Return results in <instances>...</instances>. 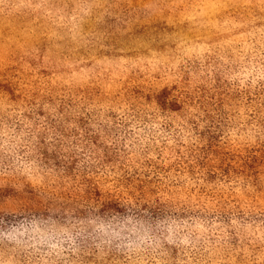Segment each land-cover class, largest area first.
<instances>
[{
  "label": "trees",
  "instance_id": "1",
  "mask_svg": "<svg viewBox=\"0 0 264 264\" xmlns=\"http://www.w3.org/2000/svg\"><path fill=\"white\" fill-rule=\"evenodd\" d=\"M233 35L185 45L166 62L126 66L111 51V70L105 61L51 70L30 60L1 69L4 195L20 212L42 210L61 234L73 231L65 250L74 264H106L99 253L111 264L126 255L185 264L210 249L223 264H264V85L251 91L264 52L247 46L238 64ZM109 73L111 94L101 90ZM7 108L25 118L15 128ZM80 208L91 213L81 228L52 215ZM62 242L49 241L51 252Z\"/></svg>",
  "mask_w": 264,
  "mask_h": 264
},
{
  "label": "rangeland",
  "instance_id": "2",
  "mask_svg": "<svg viewBox=\"0 0 264 264\" xmlns=\"http://www.w3.org/2000/svg\"><path fill=\"white\" fill-rule=\"evenodd\" d=\"M231 34L234 41L229 47L233 46V55L240 58L238 64L244 65L247 46L259 45L258 52H264V40L258 39L264 35V0H0V70L28 60L51 70H73L105 61L104 66L111 70V62L116 61H111V51L123 54L120 62L126 66L154 58L166 62L169 53H177L185 45L211 43ZM160 47L166 51L155 53ZM106 76L100 78L106 83L101 90L111 94V73ZM94 79L100 81L97 76ZM258 80L253 79L252 92L264 85V77ZM10 118L13 128L15 120L25 119L21 112ZM154 120H159L156 126L160 127L162 120ZM25 126L21 123L20 128L26 130ZM27 173L25 167L21 174ZM5 177L0 173V264H74L65 248L74 244L76 234L71 230L61 234L60 229L49 226V217H42V210L40 217L28 209L16 210L17 204L4 195ZM84 209L52 215L73 222L74 229L91 216ZM62 238L61 247L52 253L49 241L59 244ZM177 249V253L184 252V246ZM212 251L205 250L201 258L191 256L185 264H223ZM103 254L99 253L101 259L111 264ZM132 256H125L126 264H133ZM173 256L151 259L150 263L171 264L177 259Z\"/></svg>",
  "mask_w": 264,
  "mask_h": 264
}]
</instances>
